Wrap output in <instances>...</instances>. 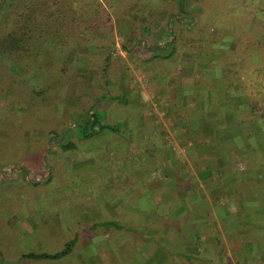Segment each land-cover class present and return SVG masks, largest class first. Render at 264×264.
<instances>
[{
    "label": "crops",
    "instance_id": "1",
    "mask_svg": "<svg viewBox=\"0 0 264 264\" xmlns=\"http://www.w3.org/2000/svg\"><path fill=\"white\" fill-rule=\"evenodd\" d=\"M146 53L138 84L116 86L114 104L103 94V129L73 147L87 158L70 168L78 176L37 215L72 243L45 260L264 264V129L248 74L217 55Z\"/></svg>",
    "mask_w": 264,
    "mask_h": 264
},
{
    "label": "rangeland",
    "instance_id": "2",
    "mask_svg": "<svg viewBox=\"0 0 264 264\" xmlns=\"http://www.w3.org/2000/svg\"><path fill=\"white\" fill-rule=\"evenodd\" d=\"M186 3L187 14L179 16L189 18L187 21H178L173 15L178 13L175 0H124L119 8L122 15L117 20L114 11L105 4L106 9L100 10L105 12L103 25L100 30H94L97 39L108 35L110 27L116 34V50L105 72L104 58L113 40L110 36L91 41L89 60L78 55L69 61L70 52L55 51L52 46L50 54L40 53L21 64L0 55V264L56 263L30 255L60 252L69 241L56 229L53 230L56 234L50 236L48 223L37 216H47L48 196L63 198L64 190L57 191L55 185L66 186L74 181L71 177L78 174L73 175L74 169L70 168L87 159L80 156V149L73 151L65 146L73 144L79 148L82 144L79 137L84 132L98 130L99 125L84 127L81 123L87 118L93 120V114L101 119L107 116L100 110L106 100L101 97L106 91L111 90L114 104L116 86L120 84L130 91L140 82L143 69L138 65L145 62L139 59L148 55L145 52L148 47L152 46L160 55L180 52L217 55L219 68L248 74L244 79L250 80L249 91L254 93L251 100L257 115L261 114L264 0H187ZM97 43L103 45L101 52L95 50L99 47ZM91 46L96 48L90 49ZM121 52L130 57L131 66L125 65ZM132 59L136 61L131 62ZM125 67L130 71L128 77ZM257 92L263 96L259 97ZM47 171L52 172L50 180L45 179ZM70 257L63 262H70Z\"/></svg>",
    "mask_w": 264,
    "mask_h": 264
},
{
    "label": "trees",
    "instance_id": "3",
    "mask_svg": "<svg viewBox=\"0 0 264 264\" xmlns=\"http://www.w3.org/2000/svg\"><path fill=\"white\" fill-rule=\"evenodd\" d=\"M123 1L105 0V3H103L100 0H0V55L6 56L13 63L21 64L40 53L50 54L49 47L52 46L55 51L64 49L66 54L70 52L69 61L78 55L89 60V44L92 40L96 42L98 37L94 35V30H100L103 25L101 23L105 20V12L103 14L100 10L106 9L105 4L109 5L117 20L122 15L119 8ZM175 2H177L178 13L173 15L179 18L178 21H187L189 18L179 16L182 13L187 14V0H175ZM109 30L108 35L104 34L105 37L97 39L100 41L107 36L113 39L107 47V54L104 58L107 64L104 65V72L107 69L110 56L116 50V34L112 27ZM54 41H57V43ZM83 46L85 50L82 49ZM98 46V48L95 47L96 49L91 46L90 49L93 47L101 52L103 45L99 43ZM88 62H92V59ZM247 77L245 76V78ZM105 79H108V77ZM257 95L259 97L263 96L260 92H257ZM93 116V120H90V118L85 119L82 126L99 125L98 130L84 132L82 134L83 138L92 137L103 129L101 117L96 114H93ZM259 117L264 123V96L263 109ZM96 121L97 123H95ZM262 136L264 140V131H262ZM65 147L73 148L74 145L70 144ZM71 249L72 243H69L61 252L55 255L30 256L41 259H57L70 253Z\"/></svg>",
    "mask_w": 264,
    "mask_h": 264
}]
</instances>
